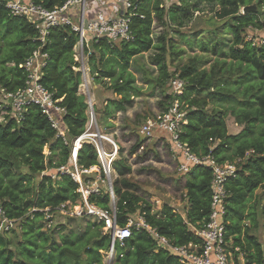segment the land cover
Returning <instances> with one entry per match:
<instances>
[{"label":"trees","instance_id":"trees-1","mask_svg":"<svg viewBox=\"0 0 264 264\" xmlns=\"http://www.w3.org/2000/svg\"><path fill=\"white\" fill-rule=\"evenodd\" d=\"M32 1L47 10L66 2ZM146 1L131 0L135 8L130 18L131 41L115 45L105 39L91 42L90 60L96 74L114 81L111 89L117 97L106 101L103 113L109 119V104L122 112L131 103V97L138 95L133 87L134 78L127 73L129 63L133 57L156 48L159 75L155 85L163 95L159 107L164 113L177 101L180 111L185 113L180 142L199 158L210 157L217 164L235 166L234 174L224 183L223 220L229 263L262 264L264 246L254 232L260 227L261 218L264 238V204L259 208V202L254 200L257 190H261L257 198L264 199V39L258 44L246 41V31H264V0H198L216 3L222 11L219 16L229 17L221 28L231 33L232 40L223 58H216L208 69L203 57H196L178 68L177 74L169 72L165 56L169 51L172 55L174 47H168L163 38L156 46L151 38L152 13L157 22L164 23L163 0H155L150 9L145 8ZM190 1L177 0L170 12L183 14ZM251 5L255 11L239 12ZM78 40L70 27H59L49 29L41 42L38 30L28 19L12 15L6 1L0 0V91L12 93L24 89L26 76L21 65L38 49L46 53L48 59L39 82L55 100L61 99L68 140L81 135L88 121V106L78 94L80 73L72 69L71 58ZM201 43L202 50L207 52L206 44ZM174 78L184 82L178 93L169 87ZM228 115L237 125L244 126L237 136L228 134ZM4 118L5 123L0 122V207L2 218L10 227L0 232V264H104L103 256L110 248L111 239L103 231V222L88 217H67L66 223L54 224L57 208L66 202L73 204L79 198L75 192L77 185L69 176L52 178L45 174L68 163L69 147L56 137L47 117L35 105L27 107L21 121L7 115ZM141 143L142 138L138 136L129 154L134 155ZM119 151L112 168L125 177L131 171L122 156L123 150ZM78 165L83 169L98 165L91 145L81 146ZM22 167L27 168V173L20 171ZM35 175L42 177L34 184ZM183 176L184 217L166 203L161 204L159 211H153L151 203L133 193L139 187L130 179L113 182L116 223L124 227L129 218L135 221L136 216H142L172 246L201 244L193 229L202 228L208 221L212 170L192 165ZM90 201L100 208H109L110 200L105 193L92 195ZM50 221L53 222L49 227ZM157 243L145 229L132 227L131 236L124 240L123 246L115 243L112 264H181Z\"/></svg>","mask_w":264,"mask_h":264},{"label":"built area","instance_id":"built-area-1","mask_svg":"<svg viewBox=\"0 0 264 264\" xmlns=\"http://www.w3.org/2000/svg\"><path fill=\"white\" fill-rule=\"evenodd\" d=\"M9 12L14 16H23L38 30L41 42H44L49 29L70 27L77 33L79 40L77 46L88 47L92 41L105 39L110 45L120 42H129L133 39L130 29V18L135 9L131 0H66L59 8L47 10L36 5L32 0H11L6 3ZM75 45V46H76ZM74 46V47H75ZM48 55L40 49L21 65L26 76L25 88L12 93L0 91V112L3 115L21 121L29 105L38 107L40 113L47 117L50 126L56 131V137L64 141L69 147L68 163L60 166L55 175H67L77 185L76 193L79 195L73 204L66 202L58 208V214L62 217L83 218L88 217L97 222H103V231L110 236V250H114L115 243L123 246L124 240L131 236L132 227L145 229L157 240L159 247L178 258L181 264H230L226 252L224 225V205L226 191L224 183L228 177L234 174L233 164H217L210 157L199 158L193 155L186 144L179 140L181 127L186 123L185 113L180 111L178 102L175 101L167 112H162L155 119H147L139 129L142 143L138 151L146 146L144 141H149L158 131L166 135L165 143L168 145L173 158L178 162V170L187 173L192 165L210 167L211 180V208L208 221L200 229H193L194 234L200 238L201 244L187 246H172L165 238L159 237L155 230L147 225L142 216H136V220L129 218L124 227L116 223L115 203L116 196L113 190L112 164L117 160L120 147L112 135H107L99 130L90 133L84 132L78 137L68 140L64 125L63 115L65 109L60 106L61 99L55 100L53 95L39 82L43 75ZM184 82L180 79H171L169 87L174 93L180 92ZM87 116L90 126L93 122L92 103L86 101ZM88 122V121H87ZM83 144L91 145L97 155V166L83 169L78 165V152ZM109 145L108 151L105 145ZM46 153L45 155L47 156ZM96 173L95 176L92 174ZM44 174V173H43ZM103 193L109 197V208L103 209L90 201V197ZM0 217L2 210L0 207ZM50 219V216H46ZM4 220V219H3ZM7 222L6 220H4ZM53 221L48 222V226ZM111 257V256H110ZM264 264V263H262Z\"/></svg>","mask_w":264,"mask_h":264},{"label":"rangeland","instance_id":"rangeland-1","mask_svg":"<svg viewBox=\"0 0 264 264\" xmlns=\"http://www.w3.org/2000/svg\"><path fill=\"white\" fill-rule=\"evenodd\" d=\"M4 1L8 3L11 0ZM154 1L147 0L145 8H152ZM176 1L163 0L161 7L166 11L164 23L157 22L152 13L154 22L152 24L151 38L153 44L159 46L160 39L163 38L168 47L170 45L174 47L173 50L169 48L173 53L172 55L170 51L165 55L170 73L177 74L178 68L196 57H203L206 64L204 66L208 69L216 58H223L231 43V33L221 28L223 22L227 21L229 17L225 16L223 18L224 16H219L222 11H220V7L216 3H201L198 0L190 1L189 8L183 14L171 13V7ZM249 7L255 11L254 5ZM243 10L244 8H241L239 12L243 13ZM246 35V41H252L254 44H258L264 39V31L248 29ZM201 41L206 44L207 52L202 50ZM90 54H93L91 45L88 47L85 44L82 47L76 45L71 58L72 69L80 73L78 94L84 98L85 103L86 101L92 103L93 122L90 126V119L88 120L85 126L86 131L92 133L95 130H99L107 135L112 134L117 145L123 150L122 156L124 155L123 157L127 159L126 162L130 167V174L122 177L121 174L115 171L112 174V180L121 182L125 179H130L136 182L139 190L134 189L132 190L133 193L151 203L153 211H159L161 204L166 203L174 212L184 217L186 200L183 199V186L185 184L183 175L185 174L179 172L178 163L173 158L168 145L165 143V139L162 138L164 134L158 131L153 134V141L158 139V143L156 147H150L152 150L149 151L143 148L141 152L137 153L136 157H132L129 154V151L137 142L139 128L146 123L147 119L157 118L162 113L159 107V103L163 99L162 90L155 85V80L159 75L156 61L159 51L153 48L131 59L127 73L134 78L133 87L137 89L138 95L131 97V103L122 112H117L109 104V119L106 118L103 112L107 100L117 99L111 89V84L114 81L99 78L100 75L96 74L94 63L90 60ZM95 57H98V55L96 54ZM165 89L167 92L169 91L168 88ZM4 117L5 115L0 112V122L5 123ZM226 124L228 134L231 136H237L244 128V126L237 125L235 119L230 115L226 119ZM105 148L107 151L110 149L107 144ZM46 153H49V151L47 150ZM117 158H119V155ZM20 171L27 173V168L22 167ZM45 174L53 176L55 171L54 169H49ZM41 177L35 175L32 182L34 184L39 182ZM255 195L256 199L254 201L259 202L258 206L260 208L264 204V199L257 198L261 195V190H257ZM259 220L260 227L254 234L264 246L261 218ZM66 221L67 217H62L60 214L55 215L54 224H64ZM9 225L0 217V232L9 228ZM114 256L115 251H111L109 248L103 256L104 264H112Z\"/></svg>","mask_w":264,"mask_h":264},{"label":"crops","instance_id":"crops-1","mask_svg":"<svg viewBox=\"0 0 264 264\" xmlns=\"http://www.w3.org/2000/svg\"><path fill=\"white\" fill-rule=\"evenodd\" d=\"M139 129H140V128H139ZM111 135H112V134H111ZM138 136H139V130H138ZM138 136H137V137H138ZM152 138H153V137H152ZM152 138H151V140H149V141H146V140L144 141V144H146V146H145L144 148L148 149L149 151L152 150V149H150L151 146L156 147V145H157V143H158V139L155 140V141H153L154 138H153V139H152ZM162 138L165 139V138H167V137H166V135L164 134ZM146 152H147V150H146ZM123 156H124V155H123ZM125 156H126V155H125ZM126 157L128 158V156H126ZM128 159H129V158H128ZM178 162H182V159L179 158V159L177 160V163H178Z\"/></svg>","mask_w":264,"mask_h":264},{"label":"water","instance_id":"water-1","mask_svg":"<svg viewBox=\"0 0 264 264\" xmlns=\"http://www.w3.org/2000/svg\"><path fill=\"white\" fill-rule=\"evenodd\" d=\"M252 10L250 7L244 8L243 13H246L248 11Z\"/></svg>","mask_w":264,"mask_h":264},{"label":"bare ground","instance_id":"bare-ground-1","mask_svg":"<svg viewBox=\"0 0 264 264\" xmlns=\"http://www.w3.org/2000/svg\"><path fill=\"white\" fill-rule=\"evenodd\" d=\"M102 129V128H101Z\"/></svg>","mask_w":264,"mask_h":264}]
</instances>
